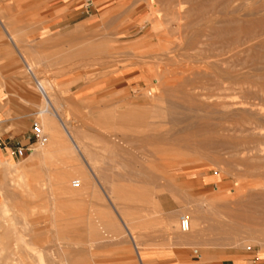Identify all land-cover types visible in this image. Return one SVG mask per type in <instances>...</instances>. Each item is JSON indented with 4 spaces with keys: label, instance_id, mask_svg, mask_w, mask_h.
Segmentation results:
<instances>
[{
    "label": "rangeland",
    "instance_id": "374dc122",
    "mask_svg": "<svg viewBox=\"0 0 264 264\" xmlns=\"http://www.w3.org/2000/svg\"><path fill=\"white\" fill-rule=\"evenodd\" d=\"M1 1L0 46L16 68L0 78L36 99L47 142L0 154V264H146L149 246L170 247L180 264H264V28L229 33L264 22V0H216L228 4L197 20L229 29L218 36L150 0H74L81 21L29 39L18 0ZM206 121L239 143L177 140Z\"/></svg>",
    "mask_w": 264,
    "mask_h": 264
},
{
    "label": "crops",
    "instance_id": "0c3cea01",
    "mask_svg": "<svg viewBox=\"0 0 264 264\" xmlns=\"http://www.w3.org/2000/svg\"><path fill=\"white\" fill-rule=\"evenodd\" d=\"M6 4L0 0V5ZM15 5L22 9L17 21L27 23L22 32H26L25 37L28 39L55 35L82 20L81 14L75 9L74 0H18ZM33 21L36 25H29ZM5 29L3 27L5 35L19 52L18 44L14 41L18 35L12 31L10 34ZM6 54L11 53L5 46H0V70L15 69V61ZM29 97L21 89L18 78H0V154L4 159L13 156L17 147L28 146L27 136L31 132L32 120L38 115L36 99ZM122 227L128 229L125 225ZM149 250L146 264H180L170 247L149 246Z\"/></svg>",
    "mask_w": 264,
    "mask_h": 264
},
{
    "label": "bare ground",
    "instance_id": "6f19581e",
    "mask_svg": "<svg viewBox=\"0 0 264 264\" xmlns=\"http://www.w3.org/2000/svg\"><path fill=\"white\" fill-rule=\"evenodd\" d=\"M193 4H192V8H191V10L190 11H187L188 9V7L186 8V9H184L185 7L183 6L184 5V3H183V5H181L179 2H178V4L176 3L177 2V0H175V2H174V0H161V1H159V2H156L155 0H150V2H149V8L151 9V10H153L154 8H155V6H156V4H159V5H161V6H163L167 11H168V16H172L173 18H174V20L176 21H179V23L181 22V21H183L185 18V21H183L182 22V24L184 23V22H186V20H191V21H188V22H192V19H193V17L194 18H196V20H197V18L198 19H201V18H204L207 14H212L213 12H216L215 10H217V8H219L220 6L222 7V5H226V4H228V3H224V4H221V5H219V3L218 4H216V0H206V1H203V2H200V1H198V0H190ZM227 1H229V0H227ZM226 2V1H225ZM176 3V4H175ZM221 3V2H220ZM190 5H191V3H189ZM188 3H187V5H189ZM190 5H189V7H190ZM193 5H194V7H193ZM181 6H182V8H183V11L185 12L184 13V15L186 14V16H184V18H183V16H182V8H181ZM185 6H186V4H185ZM229 6V5H228ZM227 6V7H228ZM176 8H178V9H176ZM223 8H225V7H222V9ZM175 9H176V11H175ZM175 11V12H174ZM190 16H192V17H189ZM210 16L211 15H209V17L207 16V18H210ZM212 17H214V15H212ZM187 18H189V19H187ZM1 20V19H0ZM196 20H194L193 19V21H196ZM204 20V22H206V24H204V26L205 25H207L209 22L207 21V19H203ZM211 20V19H210ZM198 21V20H197ZM197 21H196V23H197ZM201 21V20H200ZM200 21H198V22H200ZM213 21H215L214 20V18L212 19V23H213ZM202 22V21H201ZM200 22V23H201ZM204 22H202L201 24H203ZM218 22V21H217ZM196 23H194L193 22V24H195L196 25ZM219 23V22H218ZM234 22H232V24H233ZM236 23V22H235ZM2 24V23H1ZM0 24V25H1ZM186 24H187V22H186ZM186 24H184V25H186ZM220 24V23H219ZM221 24H223V23H221ZM228 24H230V23H228ZM232 24H230L229 26L231 27V25ZM183 25V26H184ZM188 26H186L187 27V29H189V27H191V26H189V24H187ZM210 24H208L207 26V28H208V30H210L209 32L210 33H212L213 34V36L214 35H216V36H218V35H220V34H223L224 33V31H225V33L230 29V35H231V33H232V35L235 37V34L236 33H239V35L241 36V35H244V36H251L252 35V33L254 32V31H256L255 29H263L264 28V22H258L257 24H254L253 26H250V25H246V26H243V27H241V26H239V27H241V28H239V29H233V30H231L232 28H230L229 26H227V27H229V29L227 30V29H225L224 28V30H222L221 31V28H220V30H218V29H216L215 28V26L213 27V28H211L210 26H209ZM5 26V25H4ZM180 26H181V24H180ZM193 26V25H192ZM233 26V25H232ZM3 27V26H2ZM159 27H160V25L159 24H156V26L154 27V31H156L157 29H159ZM182 27V26H181ZM180 27V28H181ZM185 27V26H184ZM222 27V26H221ZM6 28V27H5ZM4 28V29H5ZM223 28V27H222ZM186 29V28H185ZM202 29V28H201ZM6 30V29H5ZM8 31V30H7ZM202 31H203V29H202ZM258 31V30H257ZM206 32V31H205ZM204 32V33H205ZM9 33V32H8ZM229 33H226V34H229ZM197 35H199V32L197 33ZM238 35V36H239ZM210 36V35H209ZM236 36H237V34H236ZM198 38H200V36L198 37ZM198 38H196L197 40H198ZM208 38H210V37H208ZM246 38V37H245ZM244 38V39H245ZM252 38H254V37H252ZM213 39V38H212ZM211 39V40H212ZM215 40V39H214ZM247 40H248V38H247ZM195 41V40H194ZM201 41V40H200ZM199 41V42H200ZM197 42V41H196ZM198 43V42H197ZM262 44V43H261ZM261 48H262V46H261ZM260 50V49H259ZM264 50V49H263ZM25 60V59H24ZM30 68V67H29ZM28 68V69H29ZM32 71V70H31ZM165 74V73H164ZM163 74V75H164ZM167 74V73H166ZM34 77V80H35V82H36V85H37V89H38V91H39V93L42 95V97L45 99V101H46V107L49 109V108H51V109H53L52 108V106H51V103H50V99H49V97H47V92H46V87L44 86V84H43V82L41 83V81L39 82V81H37V79L35 78V76H33ZM168 82V81H167ZM48 90V89H47ZM153 90L154 89H152V92H153ZM169 93V92H168ZM153 94V93H152ZM151 94V92H150V96L152 95ZM152 97H154V96H152ZM157 98V97H156ZM159 98V97H158ZM231 104V103H230ZM233 105V104H232ZM237 105V104H236ZM234 106V105H233ZM226 107H228V106H226ZM229 107H231V105L229 106ZM47 108H46V110L43 112L44 114H46V113H49V110H47ZM235 108V107H234ZM227 109V108H226ZM50 111H52V110H50ZM42 113V114H43ZM58 113V112H57ZM56 112L54 113L53 112V114H54V116L55 117H57L59 120V122L61 123V127L63 128V130H64V133L67 135V137L70 139V141H72L73 142V144H74V149H75V151L79 154V155H81L82 157H83V159H85L84 158V150H81V147L80 146H78V144L76 143V141L74 140V137L72 136V134L70 133V131H69V127L67 126V124H66V122H64L62 119H61V115L59 116L58 114H57ZM259 115V114H258ZM260 116V115H259ZM207 120V119H206ZM208 121V120H207ZM206 121V123H204L201 127H199V128H201L200 130H199V132H197L196 130H195V132H197L199 135H196L195 136V133L194 134H190V135H184L183 137H180V138H178L177 140L179 141V142H182V141H193L194 143H195V145L197 144V146H199V147H201V148H204V150H205V148H212V147H214V146H217V145H219V144H221V141L222 142H224L225 144L226 143H228V144H230V143H232V144H237V143H239V141H231L232 139H230L228 136H226L225 135V133L226 132H228L229 131V129L230 128H228V126L226 127L224 124H211V122L209 123V122H207ZM213 121H215L214 119H213ZM241 121V120H240ZM246 121V120H245ZM249 122V121H248ZM243 127V126H242ZM72 131V130H71ZM230 133V132H229ZM244 139H246V138H244ZM57 141L58 140H56L55 138H53L52 139V146L53 145H57V144H59V143H57ZM187 144H190V143H187ZM194 145V144H193ZM219 146H222V145H219ZM196 147V146H195ZM200 149V148H199ZM196 152V151H195ZM87 165L89 166V170H91L92 171V168L90 167V164L87 162ZM92 175V174H91ZM94 176V175H93ZM22 178V177H21ZM12 179V178H11ZM19 180H20V178H19ZM24 180V179H23ZM62 180V183H63V181L65 180H63V179H61ZM60 180V181H61ZM12 181V180H11ZM66 181V180H65ZM81 182V181H80ZM80 182H78V184L80 183ZM20 183V182H19ZM22 183H23V181H22ZM87 183V182H86ZM15 184V182H13V185ZM21 184V183H20ZM45 184V183H44ZM65 185H66V183H64ZM64 184H62V185H64ZM81 184V183H80ZM26 185V184H25ZM60 185V184H59ZM58 185V186H59ZM28 186L29 185H26V186H24V188L23 189H25L26 188V190H27V188H28ZM61 186V185H60ZM74 186V185H73ZM86 186V185H85ZM11 187V186H10ZM18 187H21V186H18ZM11 188H13V187H11ZM15 188V187H14ZM16 188H17V186H16ZM22 188V187H21ZM85 188V187H84ZM17 189H19V188H17ZM13 190V189H12ZM15 190V189H14ZM29 191V190H28ZM81 191V190H80ZM23 193V192H22ZM19 194V193H18ZM27 194V193H26ZM25 194V195H26ZM30 194V193H29ZM17 195V194H16ZM112 203V202H111ZM118 211V210H117ZM117 211H115L116 213H117ZM120 215V214H119ZM120 217V216H119ZM124 218V217H123ZM122 217H120V223H121V225H125V227H127L128 229L126 230L129 234H130V236H131V238L133 239V241H135L134 239L135 238H133L132 237V234L130 233V231L131 230H133V229H131L130 230V228L132 227L131 226V224L126 220V219H123ZM187 220V219H186ZM188 221V230H183V228H182V226H181V229H182V231L183 232H189L190 231V229H191V225H190V222H189V220H187ZM181 225V224H180ZM135 243V242H134ZM135 248H136V245H135ZM137 249V248H136ZM140 260L142 261V258L140 257ZM142 263V262H141Z\"/></svg>",
    "mask_w": 264,
    "mask_h": 264
},
{
    "label": "built area",
    "instance_id": "2783aa9c",
    "mask_svg": "<svg viewBox=\"0 0 264 264\" xmlns=\"http://www.w3.org/2000/svg\"><path fill=\"white\" fill-rule=\"evenodd\" d=\"M27 141H28L29 146L26 148L17 147L13 153V156H16V157L21 156L23 151L29 150L33 146L34 143H40L41 145H44L47 142V139L44 136L41 127L36 122H34L32 131L27 136ZM180 224L183 230H188V221L186 220L185 217H182L180 219Z\"/></svg>",
    "mask_w": 264,
    "mask_h": 264
}]
</instances>
